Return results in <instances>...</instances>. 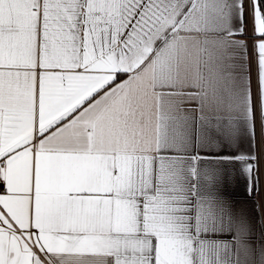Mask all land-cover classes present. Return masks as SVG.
<instances>
[{"label":"snow or ice","instance_id":"6c2138e0","mask_svg":"<svg viewBox=\"0 0 264 264\" xmlns=\"http://www.w3.org/2000/svg\"><path fill=\"white\" fill-rule=\"evenodd\" d=\"M264 0H0V264H264Z\"/></svg>","mask_w":264,"mask_h":264},{"label":"built area","instance_id":"2783aa9c","mask_svg":"<svg viewBox=\"0 0 264 264\" xmlns=\"http://www.w3.org/2000/svg\"><path fill=\"white\" fill-rule=\"evenodd\" d=\"M260 200H261L262 210H263V213H264V195L260 196Z\"/></svg>","mask_w":264,"mask_h":264},{"label":"crops","instance_id":"0c3cea01","mask_svg":"<svg viewBox=\"0 0 264 264\" xmlns=\"http://www.w3.org/2000/svg\"><path fill=\"white\" fill-rule=\"evenodd\" d=\"M256 202L259 203V205H260V209H259V211H260L261 213H263L262 206H261V200H260V197L257 198V201H256Z\"/></svg>","mask_w":264,"mask_h":264}]
</instances>
